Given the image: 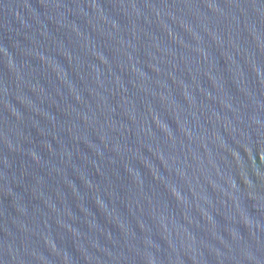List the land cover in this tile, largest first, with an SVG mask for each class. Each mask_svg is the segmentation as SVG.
Masks as SVG:
<instances>
[{
    "label": "water",
    "instance_id": "water-1",
    "mask_svg": "<svg viewBox=\"0 0 264 264\" xmlns=\"http://www.w3.org/2000/svg\"><path fill=\"white\" fill-rule=\"evenodd\" d=\"M0 264H264V0H0Z\"/></svg>",
    "mask_w": 264,
    "mask_h": 264
}]
</instances>
